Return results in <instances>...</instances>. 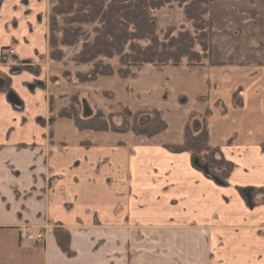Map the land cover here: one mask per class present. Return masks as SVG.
Returning <instances> with one entry per match:
<instances>
[{
  "label": "crops",
  "instance_id": "obj_1",
  "mask_svg": "<svg viewBox=\"0 0 264 264\" xmlns=\"http://www.w3.org/2000/svg\"><path fill=\"white\" fill-rule=\"evenodd\" d=\"M48 10L49 0H0V76L22 102L0 89V264H264V205L238 189L264 187V0L214 3L211 65L146 64L90 82H50L62 66L49 58ZM76 94L106 115L159 109L168 128L150 138L80 130L57 117ZM208 107L211 143L235 163L227 185L165 147Z\"/></svg>",
  "mask_w": 264,
  "mask_h": 264
},
{
  "label": "trees",
  "instance_id": "obj_2",
  "mask_svg": "<svg viewBox=\"0 0 264 264\" xmlns=\"http://www.w3.org/2000/svg\"><path fill=\"white\" fill-rule=\"evenodd\" d=\"M50 32L49 56L55 61H61L63 50L61 45L77 46L83 44L73 57L79 65H91V70L85 73L77 72L75 78L79 82L95 81L101 76H112L115 73L111 62L117 57L122 68L119 75L127 78L130 68L152 64L155 66H179L184 62L188 66L210 62L214 23L212 18L213 5L217 0H50ZM177 2L183 7L185 19L191 23L194 30L169 28L163 39L157 30V20L153 10ZM60 18V21L58 20ZM90 27V28H89ZM58 33L61 35L59 36ZM176 32V34H175ZM92 35V37H91ZM143 42L145 44H143ZM5 60L4 55H2ZM57 78L53 77L54 81ZM3 90H12L9 82ZM202 99V98H201ZM203 100V99H202ZM236 106L244 105L240 90L233 95ZM82 96H72L68 107L61 110L57 117L74 120L80 130L106 131L109 125L106 114L97 109L91 116L82 114ZM225 109V108H224ZM213 111L208 107L203 113L191 112L184 131L182 144H165V147L175 153L190 152L193 160L198 159L201 166H206L210 178L219 180L226 185L235 169V163L225 158L221 148L210 143L209 117ZM131 115V116H130ZM110 118H120L121 125L125 117H133L132 128L113 127L114 131L125 133L132 130L136 135L153 137L168 128L163 112L159 109H142L134 114L127 110L109 115ZM54 119V118H53ZM201 119L202 127L198 132H192L191 123ZM204 152V156L202 153ZM220 155V160L213 158ZM195 163V162H194ZM227 167L219 168L218 164ZM196 165V164H195ZM202 169V168H200ZM203 170V169H202ZM205 172V171H204ZM249 205V191L264 193V187H238ZM264 203V198H263ZM38 233V232H36ZM54 236L60 249L68 256L76 254L71 247V232L61 224L53 228ZM30 234V233H28ZM27 234V235H28ZM39 246L42 242L36 240Z\"/></svg>",
  "mask_w": 264,
  "mask_h": 264
},
{
  "label": "rangeland",
  "instance_id": "obj_3",
  "mask_svg": "<svg viewBox=\"0 0 264 264\" xmlns=\"http://www.w3.org/2000/svg\"><path fill=\"white\" fill-rule=\"evenodd\" d=\"M51 7H52V3L49 0V10H48V27H49V30H50V10H51ZM153 15L155 16V18L157 20V30H158V34H159L161 39L164 38L165 33L169 28H175L176 32L181 30V29H184V28L194 30L191 23L185 19V16L183 13V7L181 6V4H178L177 2L173 3L172 5H166L160 9L153 10ZM58 20L60 21V18H58ZM49 32H48V41H49ZM176 32H175V34H176ZM57 34L59 36L61 35L58 32H57ZM91 37H92V35H91ZM82 44H83V40L77 46H74V47H69L67 45H61L60 46V48L63 50V58L61 61H59V63L62 66V69H61V72L58 76H50V78H49L50 82H55V81L59 80L61 77H63L64 79H66L68 81H71L70 78H75L77 72L85 73V72H88L91 70V65H79V64L75 63V61H73V57L75 56V54L79 50H81ZM143 44H145V43L143 42ZM4 57H7V59H5V60H3V58H2V60L5 63H7L9 61L11 62L13 59L10 54H9V56H8V54H6V55H4ZM49 58H50V56H49ZM104 59H105V61L111 62V64L114 67V70H115L114 74H116V73L119 74L118 72H119L120 68H122L123 66H121V64L119 63L118 58L115 57L112 60H107L106 58H104ZM56 62H58V61H56ZM204 62H208V60H204ZM130 70H131V68H130ZM53 77H55L57 79L52 81L51 79ZM72 81H78V80L75 79ZM240 88H241L240 92L242 93V87H240ZM107 94H108V96H111L110 93H107ZM219 101L216 102L215 106L220 107L222 105L223 101L222 100L220 102ZM233 103H234V100H233ZM234 105H235V103H234ZM210 108L213 111V108L212 107H210ZM92 109H93V112L96 111V109H94V108H92ZM204 111H201V113H203ZM221 111L224 112V110L222 108H221ZM225 111H227V108L225 109ZM198 113H200V112H198ZM82 114H83V108H82ZM111 114H113V113H111ZM106 116H107L106 121L109 125V129L113 130L114 129L113 127H115V128L116 127H118V128L122 127L121 129L126 128V127H128V129L132 128L133 117H129V120H128V116L125 117L126 121L124 123H122V125H121L122 121L120 118H114V117L110 118L109 114H107ZM209 119H210V117H209ZM251 123H252V121H251ZM216 126H218V128L221 129L220 124H217ZM201 127H202L201 121H200V124H198L197 126L194 124V121L191 123L192 132H195V133L198 132L201 129ZM233 137L235 138L236 134H233L231 136V138H233ZM210 143H211V138H210ZM212 145L214 147H216V146L220 147L217 144H212ZM220 148L222 151V147H220ZM202 156H204V152L202 153ZM213 158H215V160H220V155L214 154ZM218 167L219 168H222V167L225 168V167H227V165L224 163H223V165L218 164ZM228 183H229V180H228ZM251 187H254V186H251ZM257 188H259V187H257ZM240 194H241V192H240ZM241 196L245 200L246 204H248L247 199L242 194H241ZM248 197L251 200L250 203L252 202V205H250V207L264 205V203H263L264 193H255V195H254L251 191H249ZM33 209H34V204H31L30 205V210H31L30 212H33L32 211ZM30 234H36V233L34 231H31ZM155 248H156V250H158L156 253H158V254L163 253V251L160 249V246L156 245ZM167 248L171 249L170 246H168ZM167 252H169V251H167ZM210 256L212 257V253H209V257Z\"/></svg>",
  "mask_w": 264,
  "mask_h": 264
},
{
  "label": "water",
  "instance_id": "obj_4",
  "mask_svg": "<svg viewBox=\"0 0 264 264\" xmlns=\"http://www.w3.org/2000/svg\"><path fill=\"white\" fill-rule=\"evenodd\" d=\"M19 71H20L19 68H14L12 70L13 73H17ZM5 83H6L5 78H3V77L0 76V89L4 87ZM7 96H8V100L12 104H14L17 107L22 106V102H21V100L19 99L18 95L15 92L10 91V92H8V95ZM92 114H93V110L88 105L87 101L86 100H83V115L85 117H88V116H91ZM194 162H195L196 166H198L199 168H202L206 173L208 172V168L206 166H201L200 163H199V161H198V159H196ZM215 181L218 184L222 185V183L219 180H216L215 179Z\"/></svg>",
  "mask_w": 264,
  "mask_h": 264
},
{
  "label": "built area",
  "instance_id": "obj_5",
  "mask_svg": "<svg viewBox=\"0 0 264 264\" xmlns=\"http://www.w3.org/2000/svg\"><path fill=\"white\" fill-rule=\"evenodd\" d=\"M27 238L30 240H36L38 242H42L44 240V235L42 232H38L36 234H28Z\"/></svg>",
  "mask_w": 264,
  "mask_h": 264
}]
</instances>
